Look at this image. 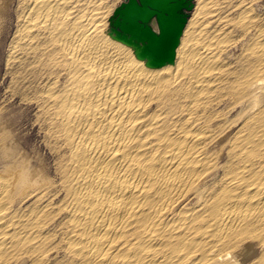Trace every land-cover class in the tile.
<instances>
[{
  "label": "bare ground",
  "instance_id": "obj_1",
  "mask_svg": "<svg viewBox=\"0 0 264 264\" xmlns=\"http://www.w3.org/2000/svg\"><path fill=\"white\" fill-rule=\"evenodd\" d=\"M18 1L17 27L7 58L32 59L27 67L43 86L37 99L69 148V201L65 206L74 225L69 247L76 249L75 256L83 264H139L142 258L146 264H160L164 261L161 239L172 253L188 251L181 264H216L219 258L212 256L213 246L207 260L190 257L208 244L230 248L253 235L264 241V112L260 110L230 140L241 165L224 180L221 193L208 201L203 215H196L197 207L182 209L175 218L167 215L193 194L196 184L217 171L225 144L216 157L207 153L208 147L212 149L208 144L216 129L227 137L233 127L234 122L226 131L217 128L221 116L215 115L220 120L217 123L215 117L205 119L203 112L219 105L228 94L238 105L248 98L250 108L257 107V93L264 83V28H256L257 40L246 46L243 69L233 76L219 100L214 98L232 74L221 54L256 27L259 17L250 14L248 0L235 5L230 0H198L173 63L157 69L149 68L131 47L109 34L101 0ZM10 3L0 0V34ZM230 27L241 31L232 35ZM166 102L171 103L169 107L163 105ZM203 118V125L196 126ZM4 125L0 127V152L7 157L14 149L9 138L14 133ZM4 156L0 264H23L26 259L20 257L38 247L33 242H39L43 233L33 213L18 214L20 210L14 207L33 195L42 196L51 184L45 183L43 173L29 169L24 158L16 163L10 160L15 157ZM52 204L46 201L41 213ZM249 244L239 251L245 249L247 255L253 246ZM220 258L224 260L225 254Z\"/></svg>",
  "mask_w": 264,
  "mask_h": 264
},
{
  "label": "rangeland",
  "instance_id": "obj_2",
  "mask_svg": "<svg viewBox=\"0 0 264 264\" xmlns=\"http://www.w3.org/2000/svg\"><path fill=\"white\" fill-rule=\"evenodd\" d=\"M123 1L124 0H101V4L104 6L103 11L105 10L104 12H106V14H105V17H106L105 18V25L107 28H108V26H107L108 18L111 16L113 10ZM239 1L240 0H230L228 2V0H227L228 3L232 2L231 4H233V5H235L236 2L238 3ZM11 2L12 3L9 4V8H8L9 10H7V15H6L5 22H4L5 25L4 24L2 25L4 29H2L1 34H0V36H1L0 37V123L2 124V125L1 124L0 125L3 127V125L6 124V126L5 125L4 126L7 127L8 130L10 129L9 131L11 132V134L14 133V134H12L13 136L12 135H10L11 137L9 136L10 141L12 142V144H14V149H12V152L9 153L7 155V157H6V155L4 156V154L2 155V153L0 152L1 153L0 156L2 155L0 157L2 159V160L0 159V163L3 162V164L1 163L2 165L0 164V167L2 168V166L4 164H6L5 163L6 159H4L3 156L5 158L15 157L14 158L15 160H13V159H10V160L13 162L15 161L16 163L19 162V160L22 157V158H24L25 162L27 163L29 169H32V170L35 169L34 171L35 172L37 171L36 173H38L39 175H41L40 173H43L42 174L43 176L42 175L41 176L44 178L45 183L47 184V182H48V184L49 183L51 184V185H46V189H47V192L45 193L46 195L45 194H43L42 196L37 195V194H36L37 196L33 195L29 199H26L25 201L16 204L14 207L15 210H17V209H18L17 211L20 210L18 214L26 215V214H32L33 213L32 215L35 216V218L37 219L38 225L40 227L39 231L41 230L40 232L43 233V234H41V236H43V237L38 238V239H40L39 242L36 238H35L36 239L35 244L33 242V247H37V246L38 247L33 248V249L29 248L27 253L24 252V254L20 258L23 260L26 259L25 261H23V264H44V263L46 264V262H47V264H49V263L50 264L51 263L52 264H78V263L83 264V261H81L80 258L75 256V250L76 249H74V247H69V242H70L69 241V235L71 234V232L74 229V227H73L74 225H73V223L70 222V219H69L71 214H70L69 210L66 209V206H65L67 204V202L69 201V197L67 194L68 193V175H67V169H66L67 168L66 164H68L69 157H70L69 148H67L66 143L64 142V138L62 136H60L61 133L58 131V129L56 128V125L53 123V119L51 117V114L46 112V110L43 108L42 101L40 99L39 100L37 99V97L39 98V92L41 91L43 86L36 79L37 75H34V73H31L29 67H27V63L28 62L30 63L32 59H28L26 62H22L21 61L22 59H15L14 58V59L8 60V58H7L8 54H9L8 51L11 47L10 43L12 44L13 36L15 33V28L17 27V23H16L17 22V13L15 14L14 12L19 11V9L17 8L19 1L18 0H11ZM197 2H198V0H193L194 5ZM247 2L249 3V5H251L250 8H252L251 9L252 11L250 14H252L253 16H257L259 18L257 20V24H256L255 28L251 29L250 32H248L246 35H244L243 38H241L237 42L230 43V46H228L226 48V50H224L223 53L221 54L220 59L225 63L227 62V65H228L229 69L231 70L232 74L229 76H226L225 80H227V79L228 80L224 82V84H223L224 88L221 87L216 92V94H214L215 95L214 98L217 101L219 100L220 95H222L224 92H226L227 87L230 86V83H231L230 81L232 80L233 76L235 74H238L243 69L242 66L245 63V57L247 54V47L249 46L248 44H250L254 40H257L256 36L254 35V34H256V28H264V0H248ZM106 5H108V6H106ZM113 6H115V7H113ZM109 7H111V9H108ZM193 11H194V9L190 12L189 18L193 14ZM233 13H235V11ZM187 23H188V21H187ZM14 25H16V26H14ZM186 25H185V27H186ZM230 30L232 32V35L239 34L241 31L239 27H236V29L231 28ZM2 37H5V38H2ZM222 56H224V57L222 58ZM20 57H21V55H20ZM14 62H16L15 65H14ZM229 63H230V65H229ZM25 69H28V70L25 71ZM17 81H19V82H17ZM263 82H264V78H263ZM19 86H20V88H19ZM33 87H34V89H33ZM22 89H24V90H22ZM38 89H40V90H38ZM29 91L31 94H29ZM20 92H22V93H20ZM25 97H27V98H25ZM257 99H258L257 107L256 108H250L252 101L249 100L248 98L245 99L241 105H238L236 103V98L235 97L233 98L232 96H230V94H228L226 99L223 100L219 105H211L210 108H208L207 111L205 110L204 112L201 111V109L199 110L200 111L199 114H201L203 112L205 119L207 117H215V115L218 113L217 115L221 116V121L218 119V117L214 118V122L216 120L220 121L219 123L216 121L218 123V126H219V127L217 126V128H220V127H221V129L225 128V131H226L229 129L230 124H232L234 122L233 127L231 128L230 131H228L227 137L220 135L219 134L220 131L218 129H216L217 132L215 134L216 135L215 138L213 139V141H211L208 144V146L209 145L211 146V144H212V146H211L212 149H209L210 147H208L207 153L211 154L212 157H216V155H218V152H220V150H221L220 147L223 144H225L223 147L222 156L220 158L221 161L219 160V162H218L219 164H217V166H216L217 171L212 173V175L208 174L209 177L206 176L207 180L205 178H203L202 180L205 179L204 181H200L201 183L199 182L198 184H196L194 189H193V194L190 195L188 197V199L182 201V203L180 205H178V207L175 208L176 210L167 214L168 218L169 217L175 218L177 216V214H176L177 212L182 211V209L183 210L190 209L191 207H195V208L197 207L198 208L196 215H199V214L203 215L202 212L205 209V205L208 203V201L211 200V198H213V197H217L221 193L222 186L224 185V180H226V178L231 176L233 171L236 170L237 167H239L241 165V163L239 162V158L237 156H235L236 151H234L231 147V144H230L231 141L230 140L235 138L237 131L241 127L244 126L243 123L245 122V120H247L254 112L259 111V110L261 112H264V83L262 84V88L259 91V93H257ZM227 101H228V104H227ZM169 104H171V103L166 102L163 105L169 107ZM218 110L220 113L218 112ZM220 110L223 112H221ZM38 112H39V114H41L40 116H39ZM231 112H233V115ZM212 114H213V116H212ZM35 117L37 118L38 121L36 120ZM42 118H43V120H42ZM10 119L12 120L13 124H12ZM40 119H41V122H39ZM42 121H43V123H42ZM36 122H38V123H36ZM46 123H47V125H46ZM203 123H204V118L196 126H202ZM39 124H40V126H39ZM52 125H54V126H52ZM42 127L44 129H42ZM51 130L53 131V134L51 133ZM229 132H230V134H229ZM220 136H223V137H220ZM219 137H220V139H219ZM223 138H224V140H223ZM216 139H217V141L219 140L218 143H217V141H215ZM13 141H14V143H13ZM62 145L65 149H63ZM15 146H17V147H15ZM22 149L24 150L23 152H22ZM13 151H14V154H13ZM15 151L16 152L18 151V152L16 153ZM212 152H214V153H212ZM18 153H20V154H18ZM21 153H23V154H21ZM12 154L14 155L13 157H11ZM18 155L20 158L18 157ZM34 166H35V168H34ZM4 168L5 169L7 168V164L4 165L2 169H4ZM15 168H17V167H15ZM39 170H40V172H39ZM52 179H53V181H52ZM41 180H42V178H41ZM52 184L55 188L52 186ZM49 190H52V191H49ZM38 197H39V199H38ZM36 198H37V200H35ZM61 199H62V201H61ZM63 199H64V201H63ZM32 201H33V203H32ZM46 201H47V203L51 202V204L52 203H54V204H52L51 208L49 207V209L46 210L45 213L44 212L41 213L40 209L46 203ZM37 203L40 205H38ZM183 205H184V207H183ZM25 207L29 208V209H26V211H25ZM54 207H55V209H54ZM34 208H36V209H34ZM53 212H55V213H53ZM38 215H39V217H38ZM40 215L44 218H42ZM51 216H52V218H51ZM38 218H39V220H38ZM42 223H45V224H42ZM66 228H68V230ZM44 235H46V236H44ZM50 235H51V237H50ZM164 240L165 239L159 240V242L162 243V246L160 247L159 250H160L161 254L163 255L162 257L164 259V261H162L160 264H164V263L165 264H181V258L184 255L188 256V251H181L179 253H172L171 247L167 246ZM251 242L253 243L251 245H253L254 247L252 246V250L248 251L249 255L248 254L246 255L247 252L245 249L242 251L243 253L241 251H239L241 248H243V246L250 245L249 243H251ZM165 245H166V247H165ZM210 245L209 244L205 245L202 248V251L199 250V251L193 253V255L190 258L194 259L195 261H198V260L203 261V260H207L208 258H210L209 256L213 253L212 256H214L215 259L219 258L216 260L217 261L216 264H221V263L222 264H264V241L261 242V240L254 235L253 236H247V237L239 240V242L236 243L235 246L230 247V248L224 247L223 249H221V247H218V246L215 247V245H213V244H210ZM212 246H213L212 253L209 255L208 252H209V250H211ZM208 247H209V249H208ZM231 248H233V249H231ZM255 248H256V250H255ZM162 250H164V251H162ZM134 251L139 252L137 248H135ZM238 251L240 252L239 254L237 253ZM233 252H234V254H233ZM228 253H229V255H226ZM157 254H158V256H161V254L160 255H159V253H157ZM222 254H225L224 260H221V258H220V255H222ZM236 254H238V255H236ZM240 254H241V256H239ZM244 254L246 256H244ZM138 255H141V254H138ZM247 256H249V257H247ZM39 257L40 258L42 257V259H43L40 262H39ZM141 258H142V255H141ZM235 258H237V260ZM239 259H241L240 260L241 262H239ZM48 260H49V262H48ZM43 261H44V263H43ZM144 261L145 260L142 258V260H140L139 264H144L146 262V261L145 262Z\"/></svg>",
  "mask_w": 264,
  "mask_h": 264
},
{
  "label": "water",
  "instance_id": "obj_3",
  "mask_svg": "<svg viewBox=\"0 0 264 264\" xmlns=\"http://www.w3.org/2000/svg\"><path fill=\"white\" fill-rule=\"evenodd\" d=\"M193 0H124L108 18V32L157 69L174 61Z\"/></svg>",
  "mask_w": 264,
  "mask_h": 264
}]
</instances>
